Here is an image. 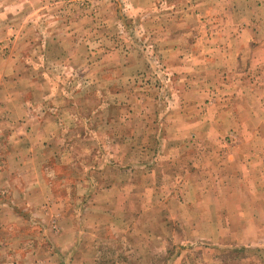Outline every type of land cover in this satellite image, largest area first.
Listing matches in <instances>:
<instances>
[{
    "label": "rangeland",
    "instance_id": "obj_1",
    "mask_svg": "<svg viewBox=\"0 0 264 264\" xmlns=\"http://www.w3.org/2000/svg\"><path fill=\"white\" fill-rule=\"evenodd\" d=\"M0 264H264V0H0Z\"/></svg>",
    "mask_w": 264,
    "mask_h": 264
}]
</instances>
